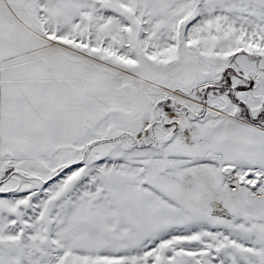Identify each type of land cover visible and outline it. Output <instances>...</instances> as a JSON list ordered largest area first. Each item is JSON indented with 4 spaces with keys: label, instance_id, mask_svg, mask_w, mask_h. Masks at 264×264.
Instances as JSON below:
<instances>
[{
    "label": "snow or ice",
    "instance_id": "obj_1",
    "mask_svg": "<svg viewBox=\"0 0 264 264\" xmlns=\"http://www.w3.org/2000/svg\"><path fill=\"white\" fill-rule=\"evenodd\" d=\"M0 264H264V0H0Z\"/></svg>",
    "mask_w": 264,
    "mask_h": 264
}]
</instances>
